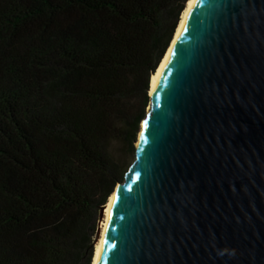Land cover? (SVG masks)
<instances>
[{
  "label": "trees",
  "instance_id": "16d2710c",
  "mask_svg": "<svg viewBox=\"0 0 264 264\" xmlns=\"http://www.w3.org/2000/svg\"><path fill=\"white\" fill-rule=\"evenodd\" d=\"M186 1L0 0V264H91Z\"/></svg>",
  "mask_w": 264,
  "mask_h": 264
},
{
  "label": "water",
  "instance_id": "95a60500",
  "mask_svg": "<svg viewBox=\"0 0 264 264\" xmlns=\"http://www.w3.org/2000/svg\"><path fill=\"white\" fill-rule=\"evenodd\" d=\"M148 99L97 264H264V0H197Z\"/></svg>",
  "mask_w": 264,
  "mask_h": 264
},
{
  "label": "bare ground",
  "instance_id": "6f19581e",
  "mask_svg": "<svg viewBox=\"0 0 264 264\" xmlns=\"http://www.w3.org/2000/svg\"><path fill=\"white\" fill-rule=\"evenodd\" d=\"M196 2H197V0H187L186 1L185 7H184L182 13L180 14L178 25H177V28L175 29V32L173 35V39H172L170 45L168 46L163 59L160 61L155 73H153V75L150 76L149 91H148L149 96H151V94L154 92L157 80L161 75L163 66H164L165 62L168 60L171 49L174 46L180 31H182L183 27L185 26V23H186L189 15H191V12H192ZM119 189H120V185L117 184L113 190V193L110 195L107 202L103 205V217H102V221L100 224L101 231L99 232V237L97 239L96 246L94 247V254H93V259H92L91 264H97L98 263V258H99L100 248L102 246L104 233H106L109 217H111L113 205H114V202L117 200Z\"/></svg>",
  "mask_w": 264,
  "mask_h": 264
},
{
  "label": "rangeland",
  "instance_id": "374dc122",
  "mask_svg": "<svg viewBox=\"0 0 264 264\" xmlns=\"http://www.w3.org/2000/svg\"><path fill=\"white\" fill-rule=\"evenodd\" d=\"M147 108H148V105L146 106L145 111ZM133 147H134V144H133ZM131 161H132V153H130L129 151H125L120 157V163H121L122 169L126 168V166L128 164H130ZM102 217L103 216L100 213V210H98L97 211V217L95 219V232H94L93 244H92V246H93V248H92V259H93V254H94V247L96 246V242H97V239L99 237V232L101 231L100 224L102 221Z\"/></svg>",
  "mask_w": 264,
  "mask_h": 264
}]
</instances>
